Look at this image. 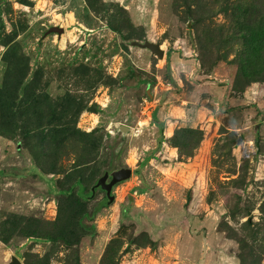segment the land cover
<instances>
[{
	"label": "rangeland",
	"instance_id": "rangeland-1",
	"mask_svg": "<svg viewBox=\"0 0 264 264\" xmlns=\"http://www.w3.org/2000/svg\"><path fill=\"white\" fill-rule=\"evenodd\" d=\"M12 257L264 264V0H0Z\"/></svg>",
	"mask_w": 264,
	"mask_h": 264
},
{
	"label": "water",
	"instance_id": "water-1",
	"mask_svg": "<svg viewBox=\"0 0 264 264\" xmlns=\"http://www.w3.org/2000/svg\"><path fill=\"white\" fill-rule=\"evenodd\" d=\"M56 31H60V30H56ZM141 48H144V49H148L150 50L152 53H154L155 55H157V57H162L163 56V52L160 50L159 46L158 45H154V44H151V43H144L143 45L140 46ZM130 176V171L129 170H126V171H121L119 172L118 174H116L110 185L122 178H126V177H129ZM110 185H108V187H106V189H108L110 187ZM9 264H20L18 262V260L14 257H12V262L9 263Z\"/></svg>",
	"mask_w": 264,
	"mask_h": 264
}]
</instances>
